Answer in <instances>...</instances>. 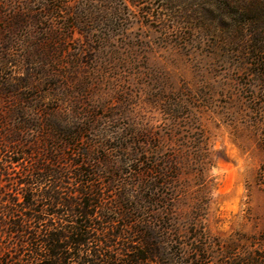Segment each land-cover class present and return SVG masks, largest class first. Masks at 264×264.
<instances>
[{
	"label": "rangeland",
	"instance_id": "obj_1",
	"mask_svg": "<svg viewBox=\"0 0 264 264\" xmlns=\"http://www.w3.org/2000/svg\"><path fill=\"white\" fill-rule=\"evenodd\" d=\"M63 1L0 0V142L37 137L13 110L57 123L90 112L85 145L138 139L146 145L127 152L177 160L173 206L154 211L184 242L241 246L264 231V0H72L51 13L41 4ZM6 156L0 188L30 164ZM124 209L151 222L146 205ZM5 242L0 264L12 255Z\"/></svg>",
	"mask_w": 264,
	"mask_h": 264
},
{
	"label": "trees",
	"instance_id": "obj_2",
	"mask_svg": "<svg viewBox=\"0 0 264 264\" xmlns=\"http://www.w3.org/2000/svg\"><path fill=\"white\" fill-rule=\"evenodd\" d=\"M69 1L59 7L41 4L51 13ZM51 113L30 117L26 110H13L17 124L37 137L22 142L6 134L0 142L9 158L5 163L19 164V156L30 160L15 186L0 188V238L12 254L1 264H264V231L241 246L203 236L189 237L188 243L154 211L173 206L177 160L161 163L145 150L127 152L146 145L138 139L85 145L83 135L93 125L90 112L64 116L61 123ZM108 145L123 150L121 158L113 157ZM125 159L130 163L120 171ZM3 169L0 177L8 175L7 164ZM123 177L129 181L121 182ZM138 205L153 209L151 222L145 213L124 209Z\"/></svg>",
	"mask_w": 264,
	"mask_h": 264
}]
</instances>
